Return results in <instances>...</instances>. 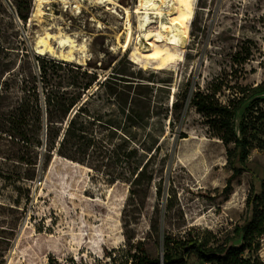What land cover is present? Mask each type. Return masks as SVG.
<instances>
[{
  "label": "rangeland",
  "instance_id": "1",
  "mask_svg": "<svg viewBox=\"0 0 264 264\" xmlns=\"http://www.w3.org/2000/svg\"><path fill=\"white\" fill-rule=\"evenodd\" d=\"M30 1L24 23L14 0H0V41L5 49L0 56V112L11 109L20 95L14 74L28 68L39 73L38 56L63 61L96 74L89 94H96L94 110L118 122L114 143L121 142L118 138L129 125L127 110L132 105L143 115L139 139L158 144L159 151L151 165L156 173L148 196L129 200L126 182L109 185L101 173L58 155L46 165L45 150L27 149L0 133V264H48L50 255L65 259L81 252L103 256L105 247H124L126 233L135 241L144 240L151 258L162 256L166 235H181L190 227L221 237L232 235L246 219L251 183L255 180L259 188L264 179V93L237 115L239 133L245 110L255 99L263 101L255 109L256 120L249 121L251 172H244L231 189L228 150L211 135L190 98L228 70L231 57L242 47H252L253 55L245 66L247 74L238 75L240 83L249 87L264 83V0H192L189 11L180 8L171 17L185 14L187 37L181 51L172 49L179 57L161 66L156 60L146 66L143 59L140 64L133 61L135 39L130 50L119 48L125 20L104 6L84 0H48L41 5L39 0ZM118 1L128 8L138 4V0ZM76 5H83L80 14ZM40 10L46 15L40 17ZM135 22L133 18L134 27ZM158 26L154 23L150 29ZM46 32L85 43L86 56L77 52L81 63L39 54L37 41ZM52 45L60 52L59 40H52ZM139 48L150 53L144 45ZM252 256L264 263V236L258 252L244 254L246 259ZM188 262L202 264L195 256Z\"/></svg>",
  "mask_w": 264,
  "mask_h": 264
},
{
  "label": "trees",
  "instance_id": "2",
  "mask_svg": "<svg viewBox=\"0 0 264 264\" xmlns=\"http://www.w3.org/2000/svg\"><path fill=\"white\" fill-rule=\"evenodd\" d=\"M14 4L19 18L26 23L31 1L14 0ZM251 48L242 47L231 57L232 64L228 70H222L205 90L198 88L190 98L191 106L204 118L211 135L221 140L228 150L227 164L232 171L227 181L228 189L244 172H251L248 169L251 147L249 121L256 120L255 109L263 102L255 99L249 105L238 133L235 126L238 113L248 101L264 93V83L249 87L242 85V78L238 77L240 73L242 77L247 74L245 66L252 58ZM2 50L5 49L0 41V56ZM36 60L39 73L28 68L13 75L20 95L11 109L0 112V133L10 136L27 149L37 147L45 150L46 165L53 155H58L101 173L109 185L126 182L129 200L146 198L155 181L156 169L151 165L159 146L148 145L139 139L138 129L143 115L131 105L127 110L129 125L122 130L123 136L118 138L121 142L114 143L120 131L118 122L106 120L104 118L109 115L94 110L92 100L96 94H89L97 81L96 74L91 75L81 67L63 61L40 56ZM1 94L0 100L3 99ZM122 111L126 113L124 109ZM231 145H234L233 149H229ZM253 178L256 179L254 174ZM246 206V219L232 235L221 237L208 229L190 227L184 234L166 235L162 256L158 258L148 255L144 240L135 241L126 233V245L113 250L105 247L103 256L81 252L78 256L59 259L50 255L48 264H189L192 256L202 264H264L258 257H244L247 250L256 253L261 249L264 179L260 180L259 188L253 180Z\"/></svg>",
  "mask_w": 264,
  "mask_h": 264
},
{
  "label": "bare ground",
  "instance_id": "3",
  "mask_svg": "<svg viewBox=\"0 0 264 264\" xmlns=\"http://www.w3.org/2000/svg\"><path fill=\"white\" fill-rule=\"evenodd\" d=\"M62 1L67 2L68 0ZM89 1L91 4L95 2L97 5L106 7L113 16L125 20V27L123 32L118 36L117 44L119 48L126 52L131 49L134 39L136 40L132 53L133 61L136 64H140L145 60L146 63L144 65L146 66L149 61L156 60L159 62V66H161L165 63L174 62L179 57L172 49L181 51L184 45L183 39L187 37L185 14L180 13L177 18L173 19L171 17L180 8L189 11L192 6V0H138L135 8L123 7L118 0H84V2ZM39 2L40 5L49 3L48 0H39ZM74 8L80 14L83 5H76ZM166 8L169 9V14H166ZM120 12H123V15ZM45 15L40 10L39 16ZM133 18L136 19V27H134ZM154 23H159L155 31L150 29ZM98 28L103 29L104 27L99 25ZM135 29H137L138 33L136 37ZM123 36H125L124 41L121 40ZM52 40H59L60 52L53 47ZM143 45L144 48H147L146 52L150 53L145 54L139 48V46ZM36 49L41 55L50 54L55 58L67 62L77 60L79 63H81V59H78L77 52L83 56L84 54L86 56L88 52V46L85 43L79 44L76 39L69 36L58 38L51 32H46L45 37L38 39ZM66 161L71 162L69 160ZM73 164L79 165L77 163Z\"/></svg>",
  "mask_w": 264,
  "mask_h": 264
}]
</instances>
